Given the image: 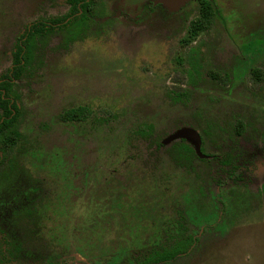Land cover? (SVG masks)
Returning <instances> with one entry per match:
<instances>
[{
    "label": "rangeland",
    "instance_id": "1",
    "mask_svg": "<svg viewBox=\"0 0 264 264\" xmlns=\"http://www.w3.org/2000/svg\"><path fill=\"white\" fill-rule=\"evenodd\" d=\"M90 1L86 32L67 46L44 37L20 82L19 170L0 181V231L21 242L11 263L133 264L193 234L166 264H264V0ZM68 4L0 0V74L24 27ZM74 109L85 119H67ZM145 125L162 138L196 126L206 154L235 147L238 177L176 166L138 134Z\"/></svg>",
    "mask_w": 264,
    "mask_h": 264
},
{
    "label": "trees",
    "instance_id": "2",
    "mask_svg": "<svg viewBox=\"0 0 264 264\" xmlns=\"http://www.w3.org/2000/svg\"><path fill=\"white\" fill-rule=\"evenodd\" d=\"M70 3L69 11L61 17H52L47 20H35L16 37L13 48L10 66L0 74V181L9 183L15 179L19 170L14 150L21 144L24 134L20 130L22 117V100L20 94L21 80L32 76L38 65L35 63V52L40 42L49 34L61 32L64 34V43L67 46L78 40L87 30V20L90 16V5L88 0H66ZM212 12L210 2H204L200 19L194 23L201 25L207 22ZM198 64V63H197ZM197 64L192 68L198 72ZM193 74L188 72L189 77ZM169 98L174 104H184L189 98L187 90L178 91L171 89ZM67 119L84 120L83 109L69 110L65 113ZM211 125V124H210ZM196 129V126L190 125ZM212 127L208 126L212 131ZM235 133H239V122L234 125ZM179 130V129H178ZM211 131L204 130L205 133ZM139 135L151 139L156 148H165L170 160L178 167L187 171L194 169L195 163L216 164L221 170L220 181L232 179L236 176L241 167L237 164L238 154L235 147L220 155L216 153L206 154L204 145H201V152L207 158H201L194 146L187 140H177L168 145L164 144L165 137L154 134L152 125H145L137 131ZM208 133V134H209ZM238 177V176H236ZM235 177V178H236ZM1 183V182H0ZM31 214V212H29ZM179 228L181 223L178 222ZM182 229V228H181ZM1 232V231H0ZM171 241V240H170ZM169 242V241H168ZM196 242V235H178L172 238V242L152 249L148 254L137 258L133 264H166L186 255ZM21 242L11 241L2 232V243L0 244V264H9L19 254Z\"/></svg>",
    "mask_w": 264,
    "mask_h": 264
},
{
    "label": "water",
    "instance_id": "3",
    "mask_svg": "<svg viewBox=\"0 0 264 264\" xmlns=\"http://www.w3.org/2000/svg\"><path fill=\"white\" fill-rule=\"evenodd\" d=\"M187 140L188 142H190L194 148L196 149L197 154L201 157V158H207L206 155H204L201 152V138L199 136V134L193 129V128H181L179 130H177L174 134L168 136L167 138H165V140L163 141L164 144L168 145L174 141L177 140Z\"/></svg>",
    "mask_w": 264,
    "mask_h": 264
},
{
    "label": "flooded vegetation",
    "instance_id": "4",
    "mask_svg": "<svg viewBox=\"0 0 264 264\" xmlns=\"http://www.w3.org/2000/svg\"><path fill=\"white\" fill-rule=\"evenodd\" d=\"M88 1H89V5H90V10H91L93 4H92V2H91L90 0H88ZM67 2H68V1H67ZM68 3H69V2H68ZM203 4H204V3H203ZM203 4H202V5H203ZM68 5H69V9H70V3H69ZM69 9H68V11H69ZM38 20H41V19H38ZM38 20H37V21H38ZM202 145H204V144H202ZM239 166H240V165H239ZM240 167H241V166H240ZM237 174H238V173H237ZM237 174H236V175H237ZM263 188H264V187H263ZM3 233H4V232H3ZM0 234H1V242H0V244H1V243H2V232H0ZM12 260H13V259H12ZM12 260H11V261H12ZM11 261H10L9 264H12Z\"/></svg>",
    "mask_w": 264,
    "mask_h": 264
}]
</instances>
